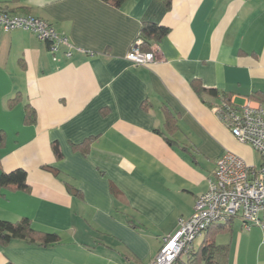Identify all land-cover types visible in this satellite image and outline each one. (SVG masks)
<instances>
[{
  "label": "crops",
  "instance_id": "crops-1",
  "mask_svg": "<svg viewBox=\"0 0 264 264\" xmlns=\"http://www.w3.org/2000/svg\"><path fill=\"white\" fill-rule=\"evenodd\" d=\"M167 1L116 7L104 0H0L83 49L54 56L32 31H0V173L23 168L29 185L0 190V219L26 217L60 236L53 245L0 244V264H150L161 237L192 215L218 158L232 152L260 165V154L212 108L219 98L200 96L192 83L236 105L259 100L253 94L264 93V0ZM147 23L169 32L151 45L157 61L135 65L126 55ZM17 93L22 100L11 107ZM29 104L33 124L25 123ZM168 114L176 120L172 131ZM237 218L240 229L253 228L236 217L218 233V242L231 238L220 242L230 244L228 264H238L244 236Z\"/></svg>",
  "mask_w": 264,
  "mask_h": 264
},
{
  "label": "built area",
  "instance_id": "built-area-1",
  "mask_svg": "<svg viewBox=\"0 0 264 264\" xmlns=\"http://www.w3.org/2000/svg\"><path fill=\"white\" fill-rule=\"evenodd\" d=\"M16 28L32 31L48 44L54 56L60 50L67 57L75 50L83 51L47 21L32 15L13 14L0 7V31ZM142 43L141 38L135 40L126 58L135 65L157 61L158 48L143 51ZM218 98L219 103L212 108L240 142L251 145L260 154L261 163L248 164L232 152L218 158L209 188L198 196L192 215L180 217L175 230L161 237L160 249L150 264H176L195 248V240L214 223L239 217L246 229L253 226L264 229V103L252 99L236 105L221 94Z\"/></svg>",
  "mask_w": 264,
  "mask_h": 264
},
{
  "label": "trees",
  "instance_id": "trees-1",
  "mask_svg": "<svg viewBox=\"0 0 264 264\" xmlns=\"http://www.w3.org/2000/svg\"><path fill=\"white\" fill-rule=\"evenodd\" d=\"M116 7H121L126 0H104ZM170 3V0L167 1ZM169 32V28L156 23H147L143 27L141 33V38L143 43L141 49L143 51L151 50V45L162 37L166 36ZM193 88L202 96V94L207 93L210 96L217 98L220 95L219 90L215 88H207L203 84L195 80L192 83ZM223 98L230 100L227 94H222ZM254 98L259 99L264 103V93L255 92L253 94ZM22 100L21 93H17L15 97L9 100L11 107L17 105ZM37 120L36 110L33 106L26 105L25 107V123L33 124ZM167 127L170 131L177 128L176 120L170 114L167 115ZM90 141V140H89ZM6 144V133L0 129V150ZM55 153L60 155V150L57 145L54 146ZM86 151V148H83ZM67 189L69 192L79 195V190L70 183H67ZM15 188L28 190L29 185L27 183V171L23 168H17L10 172L2 171L0 173V190L2 188ZM230 219L226 222L214 223L208 229L204 236V239L200 243L197 249H193L186 256L180 257L176 264H228L229 263V253L230 244L220 243L217 240L218 233L227 231L230 229L231 222ZM14 239H24L30 243H39L41 245H53L60 241V236L55 232H43L37 230L29 218H22L17 221H10L5 219H0V244L7 245ZM6 264H15L11 261Z\"/></svg>",
  "mask_w": 264,
  "mask_h": 264
},
{
  "label": "rangeland",
  "instance_id": "rangeland-1",
  "mask_svg": "<svg viewBox=\"0 0 264 264\" xmlns=\"http://www.w3.org/2000/svg\"><path fill=\"white\" fill-rule=\"evenodd\" d=\"M259 155H256V160L258 163L261 161L259 160ZM236 231L237 233L240 232L242 233L243 236V241L241 242V248H240V254L238 255V249L239 245L237 243L236 235L234 236L233 239V260L236 262V257L237 255L239 256L238 258V264H264V229L258 227V226H253L252 231H246L240 229L239 226V219H236ZM203 239V236H199L195 242L194 246L195 249L198 248L200 245L201 241ZM231 238L228 236L226 237H220L219 242H227ZM263 241V242H262ZM235 252V254H234Z\"/></svg>",
  "mask_w": 264,
  "mask_h": 264
}]
</instances>
